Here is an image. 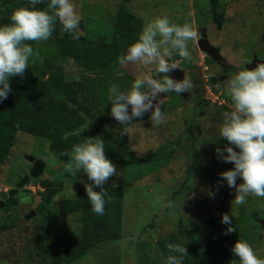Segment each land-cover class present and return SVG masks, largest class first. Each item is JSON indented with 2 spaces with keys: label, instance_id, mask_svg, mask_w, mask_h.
I'll use <instances>...</instances> for the list:
<instances>
[{
  "label": "rangeland",
  "instance_id": "1",
  "mask_svg": "<svg viewBox=\"0 0 264 264\" xmlns=\"http://www.w3.org/2000/svg\"><path fill=\"white\" fill-rule=\"evenodd\" d=\"M211 1L71 0L81 17L76 30L79 37L109 41L114 19L121 8L141 18L143 29L156 17L167 16L178 25L191 23L197 33L198 28L204 26L210 43L220 49L234 68L225 80L213 83L211 77L220 74V68L197 41L188 43L191 60L173 53L168 58L169 63L180 64L194 87L188 99L173 94L159 104L165 116V122L159 126L152 124L150 112L134 119L131 125L123 126L111 116V101L108 109L88 102L93 107L91 114L86 115L85 128L107 129L126 150L125 167L117 168L115 176L105 184L124 186L123 236L118 241L99 244L71 264H165L159 239L172 232L183 238L187 230L202 235L197 244L202 252L206 244L214 246L224 238L229 258L223 264H240L232 252L238 239L247 241L257 256L264 258V226L260 221L264 219V197L249 194L246 203L235 204V188H230L221 177L222 172L235 165L224 162L216 151L218 147L224 150L229 146L226 138L220 137L223 114L233 110L226 91L227 82L254 57L264 61V0H219L222 26L214 20ZM6 6V0H0V18ZM64 32L61 24V34ZM31 46L33 55L28 68L36 80L48 57L57 59L54 64L62 66L68 81H80L88 74L77 61L60 58L50 38L34 41ZM113 70L104 75L108 80L104 85L108 94L112 84L127 92L137 77L158 74L155 65L129 63L122 67L118 61ZM194 125H198L200 133L189 134V128ZM125 127L128 133H122ZM231 146L239 151L235 145ZM27 156L44 160L45 172L19 190L17 204L8 210H4L6 204L0 208V264H65L63 250L82 236L80 215H61L57 202L61 198L76 197L78 188L92 181L83 171L77 173L76 178L65 172L69 161L58 160L50 150L49 141L20 132L6 162L0 165V194L14 188L31 170L33 163ZM44 179L64 181V185L59 187L47 212L20 222L42 202L41 192L45 189L40 181ZM242 182L238 177L237 185ZM170 204L173 206L169 207ZM225 213L236 228L227 235L228 225L221 222ZM210 218H214V224ZM10 224L14 227L6 228ZM218 233L220 236L216 237Z\"/></svg>",
  "mask_w": 264,
  "mask_h": 264
},
{
  "label": "clouds",
  "instance_id": "2",
  "mask_svg": "<svg viewBox=\"0 0 264 264\" xmlns=\"http://www.w3.org/2000/svg\"><path fill=\"white\" fill-rule=\"evenodd\" d=\"M43 2L44 0H29L32 7L17 8L11 15L12 23L0 26V101L6 99L11 92L10 78L16 75L23 77L29 67L33 48L26 42L48 40L57 19L63 29L72 34L74 40L79 39L76 30L81 17L71 0H50L46 9L35 7ZM197 39L198 33L191 23L178 25L167 16H158L148 23L138 40L128 47L127 53L118 58V63L122 67L129 63H139L145 67L155 65L156 72L163 73V80L155 79L149 73L137 77L127 92L120 91L117 85L112 84L108 94V100L112 104L111 116L119 124L128 126L134 119L150 112L153 125L164 123L165 116L159 106V95L173 91L190 92L194 87L187 77L174 79L169 75L178 66L174 62L169 63L168 58L173 53H178L182 59L191 60L188 43ZM145 88L147 91L143 90ZM226 91L233 102V110L223 114L220 137L226 138L229 146L224 150L218 147L216 151L224 162L235 165L222 172L221 177L230 188H235V204L242 205L246 203L249 194L264 197V63L239 71L227 82ZM122 133H128V128H123ZM231 145H235L239 151ZM62 155L70 158L65 165V172L76 178L77 173L83 171L92 181L84 183L87 198L92 211L97 215H104L105 205L111 201V196L104 191V185L115 176L117 167L106 156L103 139L100 136L89 137L74 145L70 151L65 150ZM238 177L243 180L239 185ZM94 185L101 190H94ZM221 222L228 225L226 235L236 231L228 214L223 215ZM166 247L170 254L165 264H184L185 257L189 255L185 245L166 242ZM232 252L239 258L240 264H264V258L258 257L247 241L238 239Z\"/></svg>",
  "mask_w": 264,
  "mask_h": 264
},
{
  "label": "trees",
  "instance_id": "3",
  "mask_svg": "<svg viewBox=\"0 0 264 264\" xmlns=\"http://www.w3.org/2000/svg\"><path fill=\"white\" fill-rule=\"evenodd\" d=\"M218 1H211L212 11L215 22L218 26H222L223 15L222 12L219 13ZM48 3L50 0H44L35 7L46 9ZM6 5V10L0 18V26L12 23L11 15L17 8L32 7L29 0H6ZM142 25L141 18L121 8L114 19L113 34L109 41L102 38L90 40L85 36L74 40L69 32L61 34V23L57 19L50 37L55 44L57 55L63 59L77 61L88 74L80 81H68L65 79L62 66L54 64L57 59L48 57L37 80L29 68L25 70L23 77L16 75L10 78L11 92L6 99L0 101V165L6 162L16 143L18 133L23 132L49 141L51 152L58 160L64 162L70 159L62 155L65 150L70 151L74 145L89 137L100 136L104 141L106 156L117 168H124L126 150L122 148L121 143L105 128H85L86 115H90L92 107H97L99 104L109 108L108 88L104 87L108 80L104 79V75L107 76L114 71L118 58L126 54L128 47L138 40L143 31ZM28 43L32 45L34 41ZM91 75L97 76L93 78ZM188 132L197 133L193 126ZM63 183L64 181L53 179L41 180L40 184L45 189L41 192L42 200L51 187H63ZM94 190L101 189L94 186ZM104 191L111 196V201L105 205L104 215H97L92 211L84 185L78 188L76 197L58 200L57 208L61 215H80L82 232L81 238L73 246L63 250L65 264L81 259L101 243L118 241L122 238L124 186L105 185ZM17 203L18 198L15 196L7 202L4 210ZM210 221L215 223L214 218H210ZM13 227L14 224L6 226V228ZM183 235L186 239L176 232L159 239L158 245L166 260L170 254L166 242H173L185 245L187 248L189 255L185 257L184 264H223L228 261L224 238L218 240L214 246L206 244V250L202 252L197 246L202 236L198 231L187 230ZM218 236L220 234L216 235Z\"/></svg>",
  "mask_w": 264,
  "mask_h": 264
},
{
  "label": "water",
  "instance_id": "4",
  "mask_svg": "<svg viewBox=\"0 0 264 264\" xmlns=\"http://www.w3.org/2000/svg\"><path fill=\"white\" fill-rule=\"evenodd\" d=\"M198 36H199V39H198L199 47L203 51H205L207 54H209L223 68L229 67V65L225 63V58L221 55L219 49L213 46L210 43V41L206 38L207 34H206L205 27L199 28ZM258 63H264V61L258 58H255L254 62L248 65V69L254 68ZM169 75L172 76L174 79H184L185 78V74L183 70L178 67L177 69H174L172 73H169ZM152 77L155 79H160L163 77V73H159L158 75H153ZM215 79L216 78L214 77L213 81H215ZM164 98H166V94L161 93L159 95V104L161 101H163ZM129 114H131V106H129ZM196 129L200 133V130L197 126H196ZM27 159L33 163L31 170L28 173H26L21 178V180H19V182L15 185L14 188L9 190L8 192H2L0 194L1 196L0 208L4 206L7 200L12 199L19 192L21 188H24L25 186H27L30 183L31 178H37L44 173L45 167H46V163L44 162V160H42L41 158H36L34 156H27ZM58 191L59 189L56 187L50 188L46 194L44 201H42L35 209L31 210V212L27 214L26 217L22 218L20 222L25 221L31 217H34L35 215L41 212H47V207L49 203L52 201V199L54 198L55 194H57ZM260 221L262 225L264 226V219H261Z\"/></svg>",
  "mask_w": 264,
  "mask_h": 264
},
{
  "label": "flooded vegetation",
  "instance_id": "5",
  "mask_svg": "<svg viewBox=\"0 0 264 264\" xmlns=\"http://www.w3.org/2000/svg\"><path fill=\"white\" fill-rule=\"evenodd\" d=\"M201 27H204V26H201ZM201 27H199V28H201ZM199 28H198V31H199ZM207 38V37H206ZM198 39H199V36H198ZM208 40H209V38H207ZM210 41V40H209ZM197 42H198V40H197ZM198 45H199V43H198ZM219 49V48H218ZM219 51H220V49H219ZM221 53V52H220ZM212 58V57H211ZM255 58H257V57H254V59ZM214 60V59H213ZM215 63H216V65L218 66V68H220V74H218L217 76H212L211 77V81L213 82V83H215V82H217V81H220V80H225V78H227V76H228V73H230V71H232V70H234V68H233V66H231L230 64H228L227 63V61L225 60V63L227 64V65H229V67H227V68H223L217 61H214ZM254 62V60L252 61V62H250V63H248V64H246V66L244 67V70H246V69H248V65L249 64H251V63H253ZM177 66H178V68H180V69H182L183 70V72H184V74H185V77H186V72H185V70L182 68V66H180V64H177ZM159 74V73H158ZM157 74V75H158ZM153 76V75H152ZM216 78L215 79V81H213V78ZM160 80H163V77L162 78H160ZM166 94V93H165ZM173 94H179L183 99H188L191 95H192V89H191V91L190 92H185V93H176V92H169V93H167L166 94V98H164L163 99V101L164 100H166V99H168L171 95L173 96ZM163 101H161V102H163ZM160 102V103H161ZM196 126L198 127V125H194L193 127H195V129H196ZM199 128V127H198ZM197 130V129H196ZM196 132H198V130L196 131ZM14 198V197H13ZM11 200V199H10ZM10 200H7L6 202H5V204H7V202L8 201H10ZM1 202V201H0Z\"/></svg>",
  "mask_w": 264,
  "mask_h": 264
}]
</instances>
